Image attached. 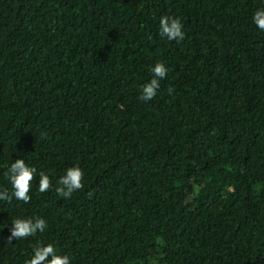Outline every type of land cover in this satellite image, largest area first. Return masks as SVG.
I'll use <instances>...</instances> for the list:
<instances>
[{
  "label": "trees",
  "instance_id": "1",
  "mask_svg": "<svg viewBox=\"0 0 264 264\" xmlns=\"http://www.w3.org/2000/svg\"><path fill=\"white\" fill-rule=\"evenodd\" d=\"M264 0H0V264H264ZM181 18L179 43L159 34ZM168 69L139 99L151 68ZM171 88V93L168 89ZM84 188L55 193L71 166ZM53 187L38 190L39 172ZM43 233L8 243L14 217Z\"/></svg>",
  "mask_w": 264,
  "mask_h": 264
},
{
  "label": "clouds",
  "instance_id": "2",
  "mask_svg": "<svg viewBox=\"0 0 264 264\" xmlns=\"http://www.w3.org/2000/svg\"><path fill=\"white\" fill-rule=\"evenodd\" d=\"M253 22L261 31H264V8L256 10L253 14ZM159 34L166 37L169 41L180 42L185 38L182 30L181 18L178 16L162 15L159 18ZM152 78L150 81L141 85L139 99L142 101L152 100L157 90L160 88V81L167 75L168 69L162 61H157L151 68ZM169 88L168 92L171 93ZM37 169L29 166L24 159H16L7 168L4 176L11 184V194L8 189L0 190V200L11 202L13 197L16 200L29 203V195L32 187V181L35 178ZM84 172L79 165L71 166L65 170V173L56 181L55 193L63 198H70L75 191L84 188ZM52 181L44 172H39L38 190L43 193L52 188ZM13 227L10 229V235L7 237L8 243L13 239L19 240L35 236L38 232L43 233L47 227L46 221L39 217L12 219ZM24 264H70V258L66 254H60L52 243L44 244L38 242L33 247L30 259H25Z\"/></svg>",
  "mask_w": 264,
  "mask_h": 264
}]
</instances>
